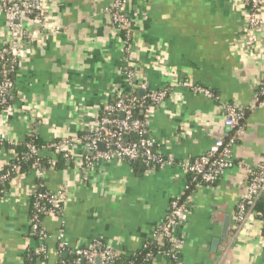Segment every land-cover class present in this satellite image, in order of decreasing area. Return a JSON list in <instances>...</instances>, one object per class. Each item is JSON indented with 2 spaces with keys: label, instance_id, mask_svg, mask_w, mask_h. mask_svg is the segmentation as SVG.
<instances>
[{
  "label": "crops",
  "instance_id": "1",
  "mask_svg": "<svg viewBox=\"0 0 264 264\" xmlns=\"http://www.w3.org/2000/svg\"><path fill=\"white\" fill-rule=\"evenodd\" d=\"M47 1V29L29 21L22 34L26 49L19 55L13 110L0 118V136L11 144L24 143L32 133L47 143L74 142L66 164L44 173L48 190L68 194L62 215L43 221L51 235L49 264L60 259L55 236L62 229L71 249L101 241L127 255L144 250L170 202L190 186L184 164L208 153L227 131L228 105L246 114L233 165L215 185L190 191L180 262L264 264L261 219H237L246 170L264 156V36L250 43L243 0H127L129 51L106 13L115 0ZM11 39L0 9V48ZM128 63L135 88L125 76ZM142 84L148 89L141 96ZM160 90L168 96L151 107L149 129L155 151L173 163L146 171L130 161L100 159L86 167L79 140L97 128L106 104L118 95L137 92L143 98ZM41 155L55 159L48 149ZM13 157V151L0 149V172ZM36 185V173L16 177L0 198V264H25L27 249L39 245L30 223ZM150 264L169 260L159 255Z\"/></svg>",
  "mask_w": 264,
  "mask_h": 264
},
{
  "label": "built area",
  "instance_id": "2",
  "mask_svg": "<svg viewBox=\"0 0 264 264\" xmlns=\"http://www.w3.org/2000/svg\"><path fill=\"white\" fill-rule=\"evenodd\" d=\"M127 0H115L112 6L106 9V13L111 17L112 23L118 32L125 31L129 42L126 43V50L129 51L132 43V31L129 18L124 12V6ZM246 7V23L249 34V41L253 44L261 42L264 36V0H243ZM0 9L2 10L7 26L12 34V39L0 52V65L5 62L4 53L13 56V63L19 61V55L26 49V43L23 39V32L28 26L29 21H35L40 28L47 29L49 24L48 16L51 7L47 0H0ZM127 66L125 76L134 88V71L130 63ZM1 73V70H0ZM186 86L192 87L195 91L204 93L212 97V93L198 85H192L189 82ZM13 82L4 80L0 83V118L13 110L12 105H7L6 95L13 88ZM142 90H147V84L140 86ZM136 90V89H135ZM147 96L151 99L152 105H160L168 96V91L160 90L157 92H148ZM264 96V88L261 92L259 102ZM116 101L112 103V101ZM136 99H133L135 102ZM152 106V107H153ZM106 115L100 119L99 125L94 130H88L84 137L80 138L83 144L84 157L87 167H92L96 161L119 160L137 162L144 160L146 166L156 163L161 168L172 164L173 160L165 158L156 152V140L152 137L149 129L148 115L150 110L145 114L143 120L133 119V108L131 104L126 103L121 96H116L105 106ZM119 113V118L115 114ZM123 115V117H121ZM245 111L236 106L228 105L226 107V117L224 120L227 131L221 139L216 140L210 151L195 160L185 163L184 167L190 175V186L187 192L195 186L206 185L213 186L221 178L226 170L232 165L233 146L237 140L239 130L242 128L245 118ZM128 131L138 132L140 140L137 142H125L124 135ZM149 134V135H148ZM1 140H6V135L0 136ZM229 141V145L226 141ZM99 144H104V150L99 149ZM74 142L66 140L52 143L50 148L57 152L64 153L68 158L72 154ZM30 153L33 156L41 154V150L35 146H30ZM89 154L93 157L90 158ZM222 154L223 158H219ZM53 163V162H52ZM35 166L39 168V163ZM17 166L13 167L16 170ZM148 169L147 171H151ZM248 180L246 193L238 204L237 219L239 224L247 222L250 217L262 216L261 221L264 225V209L259 213L257 206L262 203L264 207V156L261 163L255 168H247ZM11 172L3 175V178H9ZM38 179L44 176L41 169L36 171ZM40 184L36 185L34 195V212L31 214V229L39 245L35 247L36 254H46L47 242L51 235L43 226L42 215L46 217H60L64 211L68 194L64 190L58 192L45 191L39 192ZM190 189V190H189ZM186 192V193H187ZM185 194L182 197L175 198L170 202L168 213L162 225L152 234V241L146 244V247L160 243L161 240L167 239L170 242V248L166 252H159V255L167 257L172 263L177 264L178 253L184 244V237L181 234V228L187 220L190 211L191 198ZM60 259L59 264H115L120 251L115 250L101 241H95L92 244L78 245L71 249L64 230H60L55 236ZM67 259L73 257L71 262H66L61 257ZM48 257V256H47ZM28 264H34L33 262ZM44 264V263H41Z\"/></svg>",
  "mask_w": 264,
  "mask_h": 264
},
{
  "label": "trees",
  "instance_id": "3",
  "mask_svg": "<svg viewBox=\"0 0 264 264\" xmlns=\"http://www.w3.org/2000/svg\"><path fill=\"white\" fill-rule=\"evenodd\" d=\"M122 38L125 42H129L128 36L126 35L125 31L120 32ZM4 48H0V52L3 51ZM5 62H3L0 65V83L4 80H9L13 82V88L8 92L6 95L7 99V105H13V93L15 88V80L19 69V61L13 63V56H11L9 53H4ZM121 99H123L126 103L131 104L133 108V119H140L143 120L145 117V114L151 109L152 101L151 99L146 95L143 98H140L137 95V92H134L130 95H122ZM133 99H136L135 102H133ZM261 99H264L261 98ZM116 102L115 100L112 101V103ZM1 110H3V107L0 106V113ZM106 115L105 108L102 109L101 118ZM115 117L119 118V113L115 114ZM149 135V134H148ZM84 137V134L81 135V138ZM125 142H137L140 140V135L138 132L135 131H128L124 135ZM55 143V142H54ZM237 143V140L236 142ZM52 143H47L44 140L41 139V137L38 134H29L26 141L22 144H11L6 142V140L0 139V149L5 148L7 150L14 152V157L10 160V162L4 167V169L0 172V198H2L10 189V185L13 179L19 176H29L32 174H35L38 169H41L44 173H48L52 169H56L58 167H62L66 164L68 158L65 157L64 153L57 152L54 148H50ZM226 144L229 145V141H226ZM30 146H35L41 151L48 149L50 154L55 157L54 160H52L50 157L43 158L42 155L33 156L30 153ZM89 157L92 158L93 155L89 154ZM219 158H223V155L220 154ZM53 162V163H52ZM36 163H39V168L35 166ZM83 163L87 167L86 159L83 157ZM137 166H141L144 170L148 169H159L161 168L156 163H151L149 166H146V163L144 160H139L137 162H132ZM17 166L16 170H13L14 166ZM7 172L10 173V177L4 179L3 175H5ZM44 176L41 179L37 178V184H40V190L39 192H45L50 191L47 189V187L44 185ZM194 188V187H193ZM192 188V189H193ZM191 189V190H192ZM190 194V191L185 194V197ZM36 201V197H32V208L31 212H34V202ZM263 205L262 203H259L257 206V210L259 213L263 212ZM31 213V214H32ZM262 216H259V219H261ZM41 219H45V215L41 216ZM170 248V242L167 239L161 240L160 243H156L154 245H150V247L145 248L142 250L139 254L136 255H127L126 252H120L117 259L115 260V264H150L156 257L159 256V252H166ZM181 253H178V262L177 264H181L180 262ZM61 259L66 262H71L73 260V257H69L67 259H64L62 256ZM169 260V259H168ZM34 264H49V258L46 256V254H36L35 248L30 247L27 249L26 252V263ZM172 262L169 260V264ZM59 264V263H57Z\"/></svg>",
  "mask_w": 264,
  "mask_h": 264
},
{
  "label": "water",
  "instance_id": "4",
  "mask_svg": "<svg viewBox=\"0 0 264 264\" xmlns=\"http://www.w3.org/2000/svg\"><path fill=\"white\" fill-rule=\"evenodd\" d=\"M144 92H145L144 90H140V95L142 96V95L144 94ZM121 117H123V115H121ZM104 148H105V145H104V144H99V149H100V150H104ZM225 229L227 230V228H225ZM226 230H225V231H226ZM225 233H226V232H225ZM219 243H220V241H219V242L217 241L215 244L217 245V244H219Z\"/></svg>",
  "mask_w": 264,
  "mask_h": 264
}]
</instances>
